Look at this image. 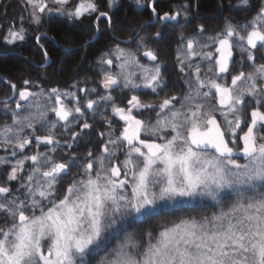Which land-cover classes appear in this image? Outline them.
Masks as SVG:
<instances>
[{"label": "snow or ice", "instance_id": "snow-or-ice-1", "mask_svg": "<svg viewBox=\"0 0 264 264\" xmlns=\"http://www.w3.org/2000/svg\"><path fill=\"white\" fill-rule=\"evenodd\" d=\"M157 3L135 0L150 10L147 24H159L151 37L139 35L141 24L100 54L103 94L4 81L12 95L0 100V264H264V55L257 56L264 2L251 19H226L214 34L203 24L192 35L181 31L176 61L186 91L153 104L142 97L166 87L158 45L190 22L192 7ZM25 6L37 25L53 13L69 20L97 14L95 21L113 24L97 0ZM238 6L247 10L250 0ZM25 33L23 23L10 26L0 38L3 54ZM237 52L241 70L234 72ZM79 94L88 97L83 105ZM85 110L106 116L107 131L97 133L99 154L90 149L80 158L68 153L93 128ZM145 111L155 112L154 122ZM58 129L71 139L62 141ZM185 206L215 211L134 230Z\"/></svg>", "mask_w": 264, "mask_h": 264}, {"label": "flooded vegetation", "instance_id": "flooded-vegetation-1", "mask_svg": "<svg viewBox=\"0 0 264 264\" xmlns=\"http://www.w3.org/2000/svg\"><path fill=\"white\" fill-rule=\"evenodd\" d=\"M77 1L78 0H76V2ZM160 1H167V3H169V7L163 10H168L170 6L171 8L174 9L176 6L180 4L187 3V0H174V1L160 0ZM105 2L106 3L97 2L100 5L101 11H111L118 4V3H115L112 6V8L109 9L108 0H105ZM197 2H199V0H195V3L193 4L188 2L192 5L191 9L189 10V21L190 22L183 28L178 27L176 31L171 34L170 38H166L165 40L161 41L160 44L158 45L159 57L162 63V73H163V78L166 82V87L160 92L159 97H157L155 94L148 92L147 95L142 97V99H144L145 102L158 104L163 98L167 96L175 94L179 97L185 93L186 88H187V85L185 84V80L187 77L185 76V74L179 72L178 67H177V61H176L177 37L181 31L184 32L186 35H192L195 32L197 26L200 24H203L207 30L205 33L207 35V34H214L215 30L221 28L224 25L226 19L230 20L234 24H242L245 22V20L251 19V17L255 14V12L257 11L261 3L264 2V0H250V7L247 10H244L243 6H238L239 0H225V6L221 5V3L217 4L216 9L211 14L203 12V10L199 8V6L197 8ZM157 7L161 9L159 6ZM133 8L136 11L143 9L141 7H138L137 5H134ZM29 13H30V9L26 8L25 0H0V38H2L6 34L10 26L14 25L15 27L19 28L21 23H23V26L25 29L31 26L37 32L36 36H29L25 33V39L23 41L17 42L16 45L14 46H6L9 49V54L7 55L3 54L5 46L2 43H0V57H7V56L19 57L22 60H25L27 65H29L33 61L27 60L25 56L21 55L17 50H13V49L14 47L16 48L26 47L27 44L30 42L31 38H33L35 46L42 52V55L44 51H47L46 46L48 44H51L57 49H60L59 43L51 35L46 33V31L41 30L38 32V29L39 28L41 29V27H43V25L47 23V20L49 18L48 17L44 18L42 22L39 25H37L31 22ZM149 13H150V10H149ZM96 15L97 14H93L92 16L82 17V18L90 19L91 25L94 27V32L88 39V41L92 39L93 40L92 42H94L95 40L99 38V35L102 32L101 30L103 28L102 27L103 19H101V21L99 22L95 21ZM20 17L24 18L23 21L20 20ZM51 17L63 18L60 15H55V13H53ZM149 17L150 18L144 19V20H133L130 23V25L135 28L141 24L145 25L146 31H141L139 33L141 34L140 36L151 37L152 34L156 31V29L159 27V24H156L155 27L148 25L147 21L151 19V16L149 15ZM181 20H183V16L181 17ZM68 22L73 23V22H76V20H68ZM97 24L99 26V31L96 30ZM106 24H107V21H106ZM107 28L109 29L108 24H107ZM128 31L129 33L131 32V29L128 27H125L124 29L121 28V34H123V36H120V37H115L114 35L112 36H114L115 39L118 38L119 39L118 41L128 40L130 36H133V34L129 36L125 35ZM37 36L40 37L39 44H37L36 42ZM121 46H125V45L122 44ZM132 46L135 47L134 44ZM61 50L65 52L74 51L75 47L69 46L66 48H61ZM262 55H264V51L257 52L258 57ZM235 58L237 61V66L234 67L233 71L238 72L241 70L240 67L238 66L240 62V54L238 52L235 54ZM258 62H264V61H258ZM51 63H52V58L49 55H48V59H45L43 55L41 63L39 64L34 63L37 66V68H39L40 70L39 75H38V80L36 82V86L38 87H34V90L39 91L41 88H43L44 90H47L51 87H58L60 89H68L71 91H76V89L72 88V85L76 83L75 82L76 69L73 70L72 76L68 80L63 82L62 84L57 83V81L50 82L48 81V71H49V65ZM243 70L248 71L249 68L245 67ZM187 71L188 70L186 69V72ZM28 73H29L28 70H24V72H22L23 80L24 79L30 80V78L28 77ZM202 75H204L203 72H202ZM5 80L7 79L0 74V81H1L0 100H3V98L12 95L9 85L4 83ZM7 81H11V80L8 79ZM99 82H100V78L92 80V81L90 79V81L87 83L85 87L87 88L96 87L97 88L96 95L103 94V89L100 88ZM23 86L24 85L22 84V87ZM7 89H8V93H7ZM113 95L120 96L121 93L117 91V92H114ZM81 96L84 97V94H81ZM87 98L88 97H84L81 100L82 105L86 102ZM90 98H95V95H93ZM117 103L122 104L123 102L118 99ZM11 106L14 107V102L11 104ZM177 106L179 105L177 104ZM100 107L103 108V105H101ZM85 111H86L89 122L92 123L93 125V128L91 132L85 135L83 139L78 143V146L74 148L72 152L68 153L69 155H71L74 152L80 158H83L85 153L90 149L93 150L94 153L99 154L100 144H99V137L97 133L101 131H105V132L107 131V127L104 124V120L107 118L106 116L101 115V114L94 115L92 112H88L87 110ZM107 111H108V114L110 115V109H108ZM143 118L145 119L150 118L151 122H154L155 112L145 111L143 113ZM83 119H84L83 117L80 118L81 123L83 122ZM0 122H3L2 111H0ZM72 130L78 131L79 129L78 127H76V128H73ZM39 134L43 135L45 133L41 131ZM58 136L62 141L71 139L70 135L63 133L60 129H58ZM43 150L44 149L41 148V151ZM61 151L63 152V149ZM3 154L4 153L0 151V155H3ZM120 159L123 160L124 157L121 155ZM78 171H79L78 169H73V173H76ZM73 173H70V176Z\"/></svg>", "mask_w": 264, "mask_h": 264}, {"label": "trees", "instance_id": "trees-1", "mask_svg": "<svg viewBox=\"0 0 264 264\" xmlns=\"http://www.w3.org/2000/svg\"><path fill=\"white\" fill-rule=\"evenodd\" d=\"M159 1L157 6L161 9H167L169 7L167 1ZM97 2L106 3L107 1L97 0ZM188 2L193 4L195 0H187ZM219 3L225 6V0H199L197 2V8L199 6L203 12L211 14ZM133 6L134 2L131 0H120L116 7L109 11L113 19L112 26L108 29L106 20L103 19V28L99 38L88 44L85 42L88 41L94 32V27L91 25L90 19L81 18L80 20H76V22L70 23L66 18L50 17L47 23L41 29H38V32L41 30L46 31L60 46V49L55 48L51 44L46 46L48 55L52 58V63L49 65L48 81H57V83L62 84L72 76L73 70L76 69L75 84L77 85V91L78 88L85 87L90 79L91 81L99 79L97 60L104 50L113 47L117 43L118 40L115 37L123 36L121 34V28L128 27L134 29L135 27L130 25L131 21L150 18L149 10L146 7L136 11ZM26 34L36 36L37 32L33 27L29 26L26 28ZM131 34L133 32L131 31L129 33L128 31L125 35L129 36ZM76 45L77 47L74 51L65 52L61 50V48ZM13 50H17L27 60L33 62L27 65L26 61L19 57H0V74L7 80L9 79L16 83L18 87H22V72L28 70V77L33 83V88L36 87L40 70L34 63H41L42 52L35 46L33 38L30 39L26 47H14ZM79 95L81 96V94ZM213 211H215V208L211 206L196 210L185 206L175 211H166L159 216L153 217L151 220L141 222L134 230L139 233L143 229L156 228L160 224L171 222L180 217L211 215Z\"/></svg>", "mask_w": 264, "mask_h": 264}, {"label": "rangeland", "instance_id": "rangeland-1", "mask_svg": "<svg viewBox=\"0 0 264 264\" xmlns=\"http://www.w3.org/2000/svg\"><path fill=\"white\" fill-rule=\"evenodd\" d=\"M131 1H133L134 2V5H136L135 4V0H131ZM78 2V1H77ZM119 1L118 0H114V3H113V5L115 4V3H118ZM55 15H59V14H56L55 13ZM61 16V15H60ZM63 18H66L67 20H69L66 16H62ZM75 48L77 47V45L76 46H74ZM73 53V52H72Z\"/></svg>", "mask_w": 264, "mask_h": 264}, {"label": "water", "instance_id": "water-1", "mask_svg": "<svg viewBox=\"0 0 264 264\" xmlns=\"http://www.w3.org/2000/svg\"><path fill=\"white\" fill-rule=\"evenodd\" d=\"M92 41H93V40L91 39V40H89L88 42L90 43V42H92ZM88 42H87V43H88Z\"/></svg>", "mask_w": 264, "mask_h": 264}]
</instances>
